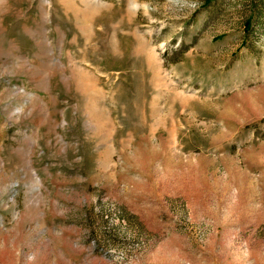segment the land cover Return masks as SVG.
Instances as JSON below:
<instances>
[{"label":"rangeland","instance_id":"obj_1","mask_svg":"<svg viewBox=\"0 0 264 264\" xmlns=\"http://www.w3.org/2000/svg\"><path fill=\"white\" fill-rule=\"evenodd\" d=\"M0 264H264V0H0Z\"/></svg>","mask_w":264,"mask_h":264},{"label":"trees","instance_id":"obj_2","mask_svg":"<svg viewBox=\"0 0 264 264\" xmlns=\"http://www.w3.org/2000/svg\"><path fill=\"white\" fill-rule=\"evenodd\" d=\"M250 25H251V22H250V19L248 18L246 21H245V27L247 28H249L250 27Z\"/></svg>","mask_w":264,"mask_h":264}]
</instances>
